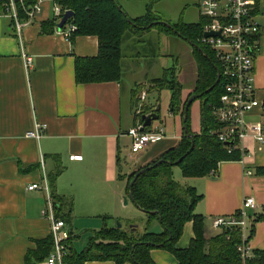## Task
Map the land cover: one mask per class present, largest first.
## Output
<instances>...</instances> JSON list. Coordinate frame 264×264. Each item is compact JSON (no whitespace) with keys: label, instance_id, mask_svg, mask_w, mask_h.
<instances>
[{"label":"crops","instance_id":"1","mask_svg":"<svg viewBox=\"0 0 264 264\" xmlns=\"http://www.w3.org/2000/svg\"><path fill=\"white\" fill-rule=\"evenodd\" d=\"M126 1L118 0L120 5ZM52 18L51 4L44 3L35 20L22 28L23 48L32 58L26 72L12 22L0 16V264H24L36 241L50 234L49 222L41 213L45 192L28 191V186L42 187L43 179L47 180L60 167L54 188L57 195L73 203L72 223L67 226L71 236L76 239L81 228L92 234L104 224L115 227L117 221L124 222L121 228L125 229L134 225L132 215L145 216L129 200L124 203L126 181L119 176L127 177L151 163L176 146L181 137L165 135L156 145L131 154L127 131L142 120V116L134 115L136 105L131 103V90L142 84L146 104L153 90L144 72L146 62L139 60L140 54L136 52L129 56L130 63L123 66L125 36L119 82L76 84L74 59L95 56L97 38L78 36L71 42L56 27L53 33L42 34L41 23ZM167 61L160 65L162 73L171 68ZM193 63L190 74L196 80ZM177 66L176 63V69ZM180 77L181 69H177L181 83ZM186 98L183 96V102ZM254 98L260 106L249 112L245 121L249 125L264 124V39L259 41L254 57ZM35 122L46 126L38 140L26 137ZM243 147L248 154L244 165L224 162L218 164L215 174L183 178L182 186L192 187L202 196L195 212L203 217L207 238L221 232L212 227L213 220L235 214L245 197L256 203V208L248 211L252 218L264 215V176L255 174L256 168L264 167V144L247 138ZM70 156H80L81 160H69ZM156 227L153 225L154 230ZM192 238V223L187 222L176 247L187 248ZM248 246L252 251H264V219L254 224ZM150 257L154 264H178L164 250H151ZM46 259L37 264H46Z\"/></svg>","mask_w":264,"mask_h":264},{"label":"trees","instance_id":"2","mask_svg":"<svg viewBox=\"0 0 264 264\" xmlns=\"http://www.w3.org/2000/svg\"><path fill=\"white\" fill-rule=\"evenodd\" d=\"M6 0H0L1 4ZM164 0H150L145 7V13L139 17L131 18L121 7L118 0H55L62 10L73 12L69 23L76 26L69 41L73 42L78 36H94L97 38L98 50L93 57H75L74 80L76 84H94L119 82L121 79V46L127 33L141 35L143 32L156 29L158 34L179 35L191 47L192 56L196 65V80L194 95L200 102V130L193 133L189 127V107L185 121L184 107L186 102L181 100L182 87L177 82L176 65L163 70L160 78L153 79L150 84L153 89L170 91L171 114L179 113L182 131L176 146L162 153L151 163L138 168L129 176H119L126 181V195L133 197V205L141 211L145 218L143 232H132L127 226L125 229L107 227L103 225L98 231L89 236L86 247L76 251L72 245L75 236L68 241V254L64 264H86L87 262H112L113 264H154L150 251L164 250L170 253L178 264H264V251H252L250 257L243 262L237 252V247L242 243L240 230L225 228L215 236L207 238L203 217L195 212L196 205L202 199L192 187H184L173 178V168L180 170L182 178H203L217 171L218 164L224 162H239L241 152L233 149L230 153L223 143L209 132L219 130V124L212 112L219 103L223 92V78L215 85L219 66L212 52L199 44L197 40L202 35L204 20L199 18L197 23L154 24L161 19L153 11V6ZM36 0H23L24 7L34 5ZM19 16L25 20L24 13L19 6ZM41 33H53L55 19L41 23ZM144 87H141V91ZM212 88V89H210ZM140 87L137 88L139 90ZM136 90L131 92L132 105H135ZM193 95V94H192ZM190 97V96H189ZM188 97V98H189ZM181 100V101H180ZM144 106L141 114L152 110ZM140 116V117H141ZM143 124V121L141 120ZM185 127V129H184ZM150 127L144 128V132ZM180 160L178 164H175ZM159 162L150 170L139 175L133 185L129 187L136 172ZM59 167L56 172L48 175L47 183L50 197L53 202L55 217L62 220L66 226L72 223L73 203L69 198L57 195L55 181L61 173ZM255 174L264 176V167L255 169ZM106 219V218H105ZM264 219V215L254 216L246 239L248 244L254 224ZM158 221L160 231L152 232L149 227ZM120 221H117V223ZM192 223L193 238L185 249L176 247L181 237L185 223ZM52 248V237L37 240L34 250L28 251L24 264H37L46 259Z\"/></svg>","mask_w":264,"mask_h":264},{"label":"built area","instance_id":"3","mask_svg":"<svg viewBox=\"0 0 264 264\" xmlns=\"http://www.w3.org/2000/svg\"><path fill=\"white\" fill-rule=\"evenodd\" d=\"M44 3L51 4L52 15L57 25L68 10H62L55 0H36L35 4L28 8L24 7L23 0H6L0 6V16L7 17L12 22L26 72L32 65V58L23 48L22 28L35 20L41 13ZM19 6L25 20L19 16ZM198 11L204 23L202 35L197 42L212 52L220 69L218 71L220 78L221 76L223 78V92L212 112L215 120L222 127L217 131H210L209 135L223 143L229 153L235 148L240 150L239 162L244 165L243 159L248 155L243 147L245 139L251 138L257 143L264 144V124L249 125L245 121L249 112L260 106L254 98V57L259 41L264 39V0H198ZM69 20L57 30L67 39L76 31V26L69 23ZM205 34L209 36L205 37ZM145 99L146 90H142L134 110L136 118L143 112ZM141 127L142 123L139 122L127 131L131 139L130 152L133 155L165 139L162 126L152 124L147 132L140 131ZM45 129L44 124L35 122L26 137L38 140ZM69 160H81V157L70 156ZM245 173L250 175L249 171ZM41 189L46 196L41 213L49 222V233L52 237V248L46 264H64L71 233L65 223L55 217L47 180L43 179L42 187L38 184L27 187L28 191ZM255 208L254 199L245 197L241 208L235 214L228 217L219 216L212 222L215 230L229 227L240 230L242 243L237 247V252L243 262L252 254V250L245 242L253 220L248 211Z\"/></svg>","mask_w":264,"mask_h":264},{"label":"rangeland","instance_id":"4","mask_svg":"<svg viewBox=\"0 0 264 264\" xmlns=\"http://www.w3.org/2000/svg\"><path fill=\"white\" fill-rule=\"evenodd\" d=\"M149 2L150 0H127L121 4V7L127 14L134 18L135 15H143L145 13V7ZM153 11L161 19L160 22L164 24H167V22L170 24H177L179 22L182 24L197 23L200 18L198 0H164L155 4L153 6ZM157 22L160 23L159 21ZM136 52L140 54L139 60L143 63L146 62L144 72H147V75L149 76V84L151 80L161 77L162 70L160 65L161 63L164 64L165 60H168L167 62L169 67H172L177 63V69H179V71L181 69L180 80L182 85L178 81V78L177 82L182 87V102L183 96L187 97L186 100H188L190 98L189 96H192V94L194 95L195 79L190 74L191 64H194L191 47L189 43L182 39V37L178 34L163 36L157 34L156 29H151L148 33L137 36L127 33L126 39L123 42V53L125 56L123 61L124 67L126 64L130 63L129 56L134 55ZM159 54L162 57H160ZM172 60L174 61L172 62ZM138 87H140L139 90H137ZM141 87L144 86L142 84H136L131 90V92L136 90L134 96L135 105H137L138 98L141 93ZM156 100H158V104L156 106L159 107V119L152 123L153 126H162L167 137H173L175 134L180 135L182 131L181 117L179 113L171 114L172 108L170 107V91L167 89L160 91L153 89L149 94L148 102H150V104L147 102L144 106L152 107V104L156 103ZM186 100L184 102H186ZM131 103H133L132 100ZM199 108V100L195 99L190 103L189 127L193 132H198L200 129ZM151 111L152 110L149 112ZM173 178L180 185L184 184V179L177 167L173 168ZM130 219L134 226H137L136 231L138 233L143 232L146 219L142 215H138L136 217L132 215ZM119 224L125 225L124 222H120ZM153 225L157 226V230H154ZM158 229H160L158 221H154L149 227V230L152 232H156ZM75 235L77 237L74 241V247L77 251H82L86 247L91 234L81 228L78 230V234Z\"/></svg>","mask_w":264,"mask_h":264},{"label":"water","instance_id":"5","mask_svg":"<svg viewBox=\"0 0 264 264\" xmlns=\"http://www.w3.org/2000/svg\"><path fill=\"white\" fill-rule=\"evenodd\" d=\"M72 16H73V12H71V11H67V12L63 15L61 21L56 25L57 30H60V29L64 26V24L67 22V20L70 19V18H72ZM160 23H161V22H160ZM154 24L156 25V24H159V23H158V22H154ZM163 24H164V23H163ZM165 25H166V26H169L168 24H165ZM204 36L207 37V36H209V34H205ZM190 45L193 46V44H190ZM193 47H194V46H193ZM219 80H220V74H219V72L217 71V76H216L215 85L219 82ZM210 89H212V88H210ZM195 98H196V95H192V96H190V98H189V99L187 100V102H186V105H185V107H184V116H183V120H184V121H185V119H186V114H187L188 107H189L190 103H191L193 100H195ZM158 112H159V107L156 106L155 108L152 109L151 112L142 115L141 119H142V121H143V124H142V127H141L140 131H143L144 128H148V127H150V126L152 125L153 122H155V121H157V120L159 119ZM171 112H172V109H171ZM184 129H185V127H184ZM159 162H161V161H158L157 163H155V164H153V165H151V166H148V167L145 168V169H141L140 171L136 172L135 175H134V177H133V179H132V181L129 183V187H131V186L133 185L135 179H136L139 175H141L142 173H144V171H146V170H150L152 167H154L155 165H157ZM179 162H180V160H178L177 162H175V164H178ZM128 200H129L130 202L133 203V197H132V194H131V193H129V195H128V197L125 199L124 203H127ZM116 227H117V228H121V225H120L119 223H116ZM129 228H130V230H131L132 232H134V231H136L137 226L130 225Z\"/></svg>","mask_w":264,"mask_h":264}]
</instances>
